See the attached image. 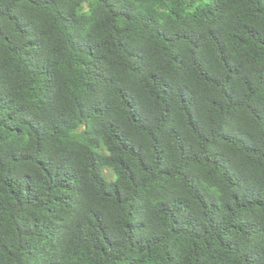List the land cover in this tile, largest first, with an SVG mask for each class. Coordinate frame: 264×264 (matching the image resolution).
I'll list each match as a JSON object with an SVG mask.
<instances>
[{
    "label": "trees",
    "instance_id": "trees-1",
    "mask_svg": "<svg viewBox=\"0 0 264 264\" xmlns=\"http://www.w3.org/2000/svg\"><path fill=\"white\" fill-rule=\"evenodd\" d=\"M0 264H264V0H0Z\"/></svg>",
    "mask_w": 264,
    "mask_h": 264
}]
</instances>
